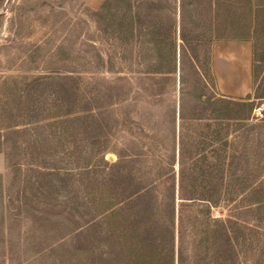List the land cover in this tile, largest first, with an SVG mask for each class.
<instances>
[{"label": "rangeland", "instance_id": "obj_1", "mask_svg": "<svg viewBox=\"0 0 264 264\" xmlns=\"http://www.w3.org/2000/svg\"><path fill=\"white\" fill-rule=\"evenodd\" d=\"M185 1L0 0V264H264V0Z\"/></svg>", "mask_w": 264, "mask_h": 264}, {"label": "crops", "instance_id": "obj_2", "mask_svg": "<svg viewBox=\"0 0 264 264\" xmlns=\"http://www.w3.org/2000/svg\"><path fill=\"white\" fill-rule=\"evenodd\" d=\"M213 74L218 96L231 101H247L255 87L254 45L249 40H220L213 47ZM7 170L0 153V175Z\"/></svg>", "mask_w": 264, "mask_h": 264}, {"label": "trees", "instance_id": "obj_3", "mask_svg": "<svg viewBox=\"0 0 264 264\" xmlns=\"http://www.w3.org/2000/svg\"><path fill=\"white\" fill-rule=\"evenodd\" d=\"M186 7H187V3L185 0H174V4H172V15L170 16V20L172 22V28H171V31H172V34H176L177 32V28H178V21L179 19L183 20V16L184 14L186 13ZM184 21V20H183ZM162 23V22H161ZM160 23V26H157V28H155V35H162L164 32L162 30L163 29V25ZM132 29L133 28V23L131 22L130 25H128V30ZM158 29V30H157ZM184 30V28H183ZM161 43V42H160ZM193 62L195 63L196 65V58L193 57ZM255 69H256V58H255ZM196 73L198 74V71H199V67L197 65V68H196ZM207 201H210V200H207ZM211 202V201H210Z\"/></svg>", "mask_w": 264, "mask_h": 264}, {"label": "built area", "instance_id": "obj_4", "mask_svg": "<svg viewBox=\"0 0 264 264\" xmlns=\"http://www.w3.org/2000/svg\"><path fill=\"white\" fill-rule=\"evenodd\" d=\"M255 116H257V117L263 116V108L262 107H259L255 110Z\"/></svg>", "mask_w": 264, "mask_h": 264}]
</instances>
